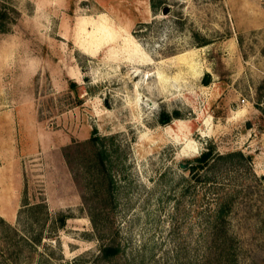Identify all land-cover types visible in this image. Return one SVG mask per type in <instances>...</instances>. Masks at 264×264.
Masks as SVG:
<instances>
[{"label": "rangeland", "instance_id": "374dc122", "mask_svg": "<svg viewBox=\"0 0 264 264\" xmlns=\"http://www.w3.org/2000/svg\"><path fill=\"white\" fill-rule=\"evenodd\" d=\"M154 1L0 0V264H264V0Z\"/></svg>", "mask_w": 264, "mask_h": 264}, {"label": "trees", "instance_id": "16d2710c", "mask_svg": "<svg viewBox=\"0 0 264 264\" xmlns=\"http://www.w3.org/2000/svg\"><path fill=\"white\" fill-rule=\"evenodd\" d=\"M153 7L156 8L157 4L155 3V1L153 0L152 3ZM5 16L7 17V13L6 12H0V31L5 32L7 31L6 27L7 25H5L3 23V20L5 18ZM206 82H208L206 80ZM73 86H77V82L73 81L71 83ZM258 96L256 99V106L261 110V112L264 115V79L262 81V83L260 84V86L258 87ZM175 117H180V112L176 111L174 113ZM172 119V115L168 114V113H163L162 115V121L163 122H168ZM110 139H113V137L111 136H102L98 133L97 130H93L92 136L90 138V140L87 142V144L90 145H94L98 148L97 154L98 157L100 158V165L101 168H99V179H101V184H105V182L107 181V179L109 180V183H113V174L111 173V171L109 172V169L107 168V158H109V156L112 153V150L108 147V145L106 144V141H109ZM100 142L102 143L100 145ZM80 146V145H79ZM75 146H70L67 149H72ZM69 163H72L69 155H66ZM248 160L251 161L252 157L251 155H246L243 151L241 150H237V151H229L227 153H220L218 151H216V148L214 145H209L207 147L206 150H204L200 155H197L195 157H193L192 159H188L187 162L189 164V167H191V169L195 172V174H197L199 177H202V175L204 174L205 176H207V179H209L210 177L208 176L209 173H213L216 171L217 168H220L221 165H232L235 163L236 160ZM75 167H73V172L75 174V178H77V173L76 171H74ZM93 169V167H92ZM92 169L89 165H87L86 168H84V172L87 175H92ZM83 199L87 202L88 197L87 195L84 193L83 194ZM89 210L91 211V219L93 220V222H95V218H94V214L92 212L91 207H89ZM68 216L64 215L61 217V222L62 225L64 226L66 224V220H67ZM0 221H2L3 223L6 224V228L8 231H10L9 233L12 235L11 237L17 236L19 235L18 231L16 228H14L12 225L8 224L5 219H3L2 217H0ZM21 240L28 242L27 239L25 237H21ZM37 241L41 240V237H37L36 238ZM120 252L119 247L116 246H112V245H104L101 248V254L103 257L105 258H110L115 256L116 254H118ZM10 257H5L4 260H9ZM3 260V261H4Z\"/></svg>", "mask_w": 264, "mask_h": 264}, {"label": "bare ground", "instance_id": "6f19581e", "mask_svg": "<svg viewBox=\"0 0 264 264\" xmlns=\"http://www.w3.org/2000/svg\"><path fill=\"white\" fill-rule=\"evenodd\" d=\"M96 33H98V34H96ZM99 33H107V34L112 35V36L115 35V34H114L115 31L109 29L104 23H100V24L98 25V27L96 28L95 35H96L97 37H99Z\"/></svg>", "mask_w": 264, "mask_h": 264}, {"label": "water", "instance_id": "95a60500", "mask_svg": "<svg viewBox=\"0 0 264 264\" xmlns=\"http://www.w3.org/2000/svg\"><path fill=\"white\" fill-rule=\"evenodd\" d=\"M165 13H167V9L164 10ZM184 167L187 166V164H183Z\"/></svg>", "mask_w": 264, "mask_h": 264}]
</instances>
